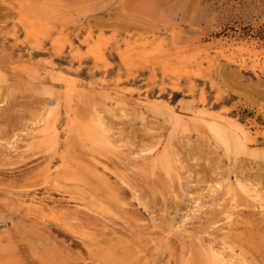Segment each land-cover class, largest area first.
Returning a JSON list of instances; mask_svg holds the SVG:
<instances>
[{"label":"rangeland","instance_id":"rangeland-1","mask_svg":"<svg viewBox=\"0 0 264 264\" xmlns=\"http://www.w3.org/2000/svg\"><path fill=\"white\" fill-rule=\"evenodd\" d=\"M8 1L0 264H264V213L250 197L264 195V0ZM210 115L222 116L227 145ZM235 126L251 133L247 147Z\"/></svg>","mask_w":264,"mask_h":264},{"label":"bare ground","instance_id":"bare-ground-1","mask_svg":"<svg viewBox=\"0 0 264 264\" xmlns=\"http://www.w3.org/2000/svg\"><path fill=\"white\" fill-rule=\"evenodd\" d=\"M7 1H8V0H7ZM13 1H15V0H13ZM13 1H12V2H13ZM16 1H17V0H16ZM8 2H9V4H11L10 1H8ZM17 2H19V1H17ZM17 2H15V3H17ZM22 2H23V1H22ZM29 2H30V1H28V3H29ZM1 3H2V2H1ZM23 3H24L25 5H26V4L28 5V3H25V2H23ZM23 3H21L22 6H23ZM38 3H39V1H38ZM40 3H41V0H40ZM29 4H30V3H29ZM42 4H43V1H42ZM19 5H20V4H19ZM43 5H44V4H43ZM12 6H13V5L11 4L10 7H12ZM17 6H18V4H17ZM35 6H37V5H35ZM38 6H39V5H38ZM24 7H25V6H24ZM24 7H21V8H24ZM27 7H30V6H27ZM25 8H26V7H25ZM37 8H38V7H37ZM19 9H20V8H19ZM28 9H29V8H28ZM28 9L26 8V10H28ZM31 9L34 10L35 8L33 9V7H32ZM42 9H44V8H40V10H42ZM11 10H13V9H11ZM11 10H10V11H11ZM20 10H21V9H20ZM29 10H30V9H29ZM32 10H31V11H32ZM38 10H39V9H37V11L34 10V12H35V13H37V12H38V13H41V12L38 11ZM15 11H18V9L15 10ZM21 11L23 12V14H25L24 16H27V15H28V14L24 13L25 10L22 9ZM26 12H27V11H26ZM14 13H17V12H14ZM14 13H10V14L12 15V14H14ZM27 13H30V11L27 12ZM38 13H37V14H38ZM30 14H31V13H30ZM32 14H33V11H32ZM32 14H31L30 16H33V15H34V14H33V15H32ZM37 14H35V15H37ZM17 15L19 16V14H16V17H17ZM41 15H42V14H41ZM39 16H40V14H38V17H39ZM8 17H9V16H8ZM8 17H7V19H8ZM10 17H11V16H10ZM20 17H21V16H20ZM41 17H42V16H41ZM45 17L48 18L46 15H45ZM2 19H3V18H2ZM34 19L36 20L35 17H34ZM31 20H33V19H31ZM31 20H29V21H31ZM48 20H49V19H48ZM48 20H47V21H48ZM2 21H3V20H2ZM4 21H5V20H4ZM7 21H8V20H7ZM7 21H6V22H7ZM18 21H19V20H18ZM38 21L41 22V20H39V19H38ZM43 21H44V20H43ZM45 21H46V20H45ZM45 21H44V22H45ZM51 21H52V20H51ZM54 21H55V20H54ZM52 22H53V21H52ZM42 23H43V22H41V24H42ZM43 25H44V24H43ZM27 31H29V30L27 29ZM33 31H34V30H33ZM29 32H30V31H29ZM37 33H40V32H37ZM33 34H34V33H33ZM33 34H32V35H33ZM56 36H58V35H56ZM84 37H85V36H84ZM86 38H87V36H86ZM56 39H57V38H56ZM58 40H59V39H58ZM56 41H57V40H56ZM31 44H32V43H31ZM37 45H38V44H37ZM93 45H94V46H97V47L99 46V44L95 45L94 43H93ZM130 45H131V44H130ZM145 45H146V44H145ZM91 46H92V45H91ZM94 46H92V47H94ZM133 46H134V45H133ZM97 47H96V48H97ZM125 47H126V46H125ZM129 47H130V46H129ZM153 47H154V46H153ZM163 47H164V46H163ZM99 48H100V46H99ZM99 48H98V49H99ZM127 48H128V47H127ZM127 48H126V49H127ZM154 48H155V47H154ZM136 49H137V47H136ZM136 49H132V50H135V51H136ZM141 49H142V47H141ZM145 49H147V48H144V51H145ZM132 50H130V51H132ZM92 51H93V50L91 49V50H90V53H93V52H94V51H93V52H92ZM96 51H97V50H96ZM101 51H102V50H101ZM135 51H134V52H135ZM87 52H88V51H87ZM97 52H99V51H97ZM150 52H151V51H150ZM152 52H153V51H152ZM166 52H168V51H166ZM155 53H156V52H154V54H155ZM191 53H192V52H191ZM94 54H96V53H94ZM142 54H143V53H142ZM131 55H132V54H131ZM141 56H142V55H141ZM178 58H179V57H178ZM98 59H100V58H98ZM186 59H187V57H186ZM96 60H97V59H96ZM146 60H147V59H146ZM13 63H14V62H13ZM24 63H25V62H24ZM10 64H11V63H10ZM25 64H26V63H25ZM28 65H29V64H28ZM28 65H27V66H28ZM30 65H31V64H30ZM30 65H29V66H30ZM10 66H11V65H10ZM31 66H32V65H31ZM31 66H30V67H31ZM240 66L245 67V62L240 63ZM185 67H186V66H185ZM200 67H201V64H200ZM183 69H185V68H183ZM191 69H192V68H191ZM186 70H187V68H186ZM192 70H193V69H192ZM48 71H50V70H48ZM168 71H169V70H168ZM183 71L185 72V70H183ZM187 71H188V70H187ZM0 73H1V72H0ZM186 73H188V72H186ZM1 74H2V73H1ZM1 74H0V75H1ZM49 75H50V74H49ZM188 75H190V73H189ZM51 76H52V75H51ZM0 77L2 78V80H1V78H0V80H1V82H2V81H3V76H0ZM4 77H5V76H4ZM28 77H29V76H28ZM17 78H18V77H17ZM53 78H54V77H53ZM71 79H72V78H71ZM97 79H98V78H97ZM30 80H34V79H33V78H30ZM68 80H69V79H68ZM4 81H5V78H4ZM4 81H3V82H4ZM8 81H9V80H8ZM1 82H0V83H1ZM6 82H7V80H6ZM66 82H67V80H66ZM75 82H76V81H75ZM38 84H39V83H38ZM45 85H46V84H45ZM115 87H117V86H115ZM118 87H119V86H118ZM48 89H50V88H48ZM48 89L46 88L45 91L48 90ZM77 89H78V88H77ZM77 89H76V90H77ZM108 90H109V89H108ZM122 90L124 91V89H122ZM50 91H51V90H50ZM50 91H48V92H50ZM102 91H103V90H102ZM104 91H105V90H104ZM111 91H112V90H111ZM46 92H47V91H46ZM106 92H107V91H106ZM114 92H115V91H114ZM50 94H51V92H50ZM121 94H122V93H121ZM52 95H53V94H52ZM111 96H113V95H111ZM110 98H111V97H110ZM117 101H118V100H117ZM119 101H120V100H119ZM123 102H124V101H123ZM123 102L121 101L120 104H122ZM143 102H144V101H143ZM146 102H147V101H146ZM115 104H116V103H115ZM123 104H125V102H124ZM148 104H149V103H148ZM110 105H111V104H110ZM116 105H118V104H116ZM113 115H116V114H113ZM141 115H142V114H141ZM186 116H187V115H186ZM114 117H116V116H114ZM190 118H191V117H190ZM201 118H202V113H201V112H198V113H194V114H193V120H194V121H195V120L197 121V120H199V119H201ZM203 120L205 121L204 123H206V125H207L206 127H208V129L211 131V133H213V135H214L217 139H220V140L222 141L221 143L225 142V144L227 145L226 136L228 135L229 132L227 133V130L223 127L224 125H223V119H222V116H220V115H217V116H216V115H215V116L210 115V116H205V117L203 116ZM182 121H183V119H182ZM191 121H192V120H191ZM72 122H74V121L72 120ZM74 123H75V122H74ZM176 123H178V122H176ZM199 123H200V122H199ZM185 124H186V123H185ZM200 124H201V123H200ZM84 125H85V124H84ZM84 125H83V126H84ZM200 126H201V125H200ZM238 126H239V125H238ZM84 127H85V126H84ZM184 127H185V125H184ZM191 127H192V126H191ZM194 127H195V126H194ZM197 127H198V126H197ZM54 128H55V127H54ZM87 128H88V127H87ZM90 128H91V127H90ZM248 128H249V127H248ZM83 129H86V128H83ZM227 129H228V128H227ZM229 129H230V128H229ZM77 130H78V129H77ZM247 130H248V129H247ZM247 130H244V129L241 128V127L238 128V127L235 126L234 128H232V130H230V131H231L230 136H232L231 138H233V139L235 140L236 144H238L239 146H241V147H243V146H244V147H247V146H245V144L243 143V141H249V140H252L251 133H250L249 131H247ZM249 130H250V129H249ZM84 131H87V130H84ZM96 131H97V130H95V133H96ZM100 131H101V130H100ZM250 131H251V130H250ZM252 131H253V130H252ZM104 132H105V130H104ZM68 133H69V132H68ZM71 133H72V131H71ZM78 133H79V132H78ZM81 133H82V132H81ZM100 133H101V132H100ZM107 133H109V132H107ZM56 134H57V133H55L54 135H56ZM68 136H70V135L68 134ZM107 136H108V135H106V137H107ZM214 136H213V137H214ZM54 137H55V136H54ZM54 137H52V138L54 139ZM104 137H105V136H104ZM215 137H214V138H215ZM52 138H51V139H52ZM56 138H57V136H56ZM68 138H69V137H68ZM105 139H109V137H108V138H105ZM112 139H113V138H112ZM112 139L109 140V141H112ZM54 140H55V139H54ZM54 140H53V141H54ZM116 140H117V139H116ZM53 141H52V142H53ZM101 142H103V141H100V143H101ZM105 142H106V140H105ZM107 142H108V141H107ZM107 142H106V143H107ZM114 142H115V141H114ZM117 142H118V141H117ZM106 143H103V144L101 143V144H102V145H105V146H107V145L110 146L109 144H110L111 142H110L109 144H108V143L106 144ZM51 144H52V143H51ZM113 144H114V143H113ZM54 145H55V144H54ZM114 145H115V144H114ZM231 145H232V144H231ZM108 146H107V147H108ZM117 146H118V144H117ZM119 146H120V145H119ZM50 147H51V146H50ZM53 147H54V146H53ZM53 147H52V148H53ZM229 147H230V146H229ZM234 147H236V146L234 145ZM109 148H112V145H111V147H109ZM237 148H238V147H237ZM239 148H240V147H239ZM50 149H51V148H50ZM53 149H54V148H53ZM112 149H113V148H112ZM48 150H49V148H48ZM237 150H239V149H237ZM240 150H241V148H240ZM244 150H246V149H244ZM53 151H55V150H53ZM53 151H52V153H53ZM243 152H245V151L242 150V153H243ZM62 157H63V156H62ZM102 164H103V163H102ZM155 164H156V163H155ZM162 164H163V163H162ZM61 165H62V164H61ZM95 165H96V164H95ZM62 166H63V165H62ZM65 166H66V165H65ZM67 166H68V165H67ZM166 166H167V165H165V167H166ZM169 166H170V165H169ZM47 167H48V166H47ZM68 167H69V166H68ZM106 167H107V166H106ZM154 167H155V166H154ZM163 167H164V166H163ZM52 168H53V167H52ZM52 168H51V169H52ZM63 168H64V167H63ZM63 168L61 169L62 171H64ZM75 168H76V167H75ZM102 168H103V167H102ZM173 168H174V167H173ZM55 169H56V167H55ZM57 169H58V168H57ZM65 169H67V168H65ZM69 169H70V168H69ZM69 169H68V170H69ZM72 169H73V167H72ZM103 169H104V168H103ZM163 169H164V168H163ZM167 169H168V168H167ZM167 169H165V170H167ZM170 169H171V168H170ZM108 170H109V169H108ZM172 170H173V169H172ZM47 171H48V170H46V172H47ZM51 171H53V170H51ZM66 171H67V170H66ZM76 171H77V170H76ZM85 171H86V170H85ZM103 171H104V173H105V170H103ZM167 171H169V170H167ZM48 172H49V171H48ZM97 172H98V171H97ZM106 172H107V171H106ZM170 172H171V171H170ZM175 172H176V171H175ZM175 172H174V173H175ZM86 173H87V172H86ZM86 173H85V174H86ZM46 174H47V173H46ZM46 174H45V177H46ZM48 174H49V173H48ZM62 174L64 175V173H62ZM77 174H78V173H77ZM79 174H80V173H79ZM83 174H84V173H83ZM98 174H99V173H98ZM175 174H176V173H175ZM67 175H68V174H67ZM88 175H89V174H88ZM88 175H86V176H88ZM176 175H177V174H176ZM84 176H85V175H84ZM86 176H85V177H86ZM99 176H101V175H99ZM99 176H98V177H99ZM102 176H103V175H102ZM63 177H64V176H63ZM66 177H67V176H66ZM78 177H79V175H78ZM50 178H51V177H50ZM68 178H69V177H68ZM83 178H84V177H83ZM81 179H82V178H81ZM87 179H88V178H87ZM101 179H102V178H101ZM121 179H122V178H121ZM66 180H68V179H66ZM83 180H84V179H83ZM89 180H90V178H89ZM104 180H106V179H104ZM122 180H123V179H122ZM80 181H81V180H80ZM82 182H83V181H82ZM85 182H86V181H85ZM103 182H104V181H103ZM48 183H49V182H48ZM56 183H57V182H56ZM86 183H88V182H86ZM51 185H52V184H51ZM67 185H69V184L67 183ZM76 185H77V184H76ZM89 185H91V184L89 183ZM239 185H240V184H239ZM240 186H241V185H240ZM77 187H78V186H77ZM229 187H230V186H229ZM243 187H244V185H243ZM74 188H75V186H74ZM78 188H79V187H78ZM91 188H94V187L91 186ZM232 188H233V187H232ZM232 188H231V189H232ZM241 188H242V187H241ZM245 188H246V187H245ZM94 189H95V188H94ZM242 189H243V188H242ZM254 189H255V190H254ZM254 189H253V190L251 189V191L249 190V191H250V197L253 198V199H255L254 201H257V204L259 203L258 206H259L260 209L263 210V213H264V195H262L261 192L258 191V189H256V188H254ZM233 190H234V188H233ZM243 190H244V189H243ZM246 190H247V188H246ZM85 191H86V190H85ZM87 191H88V190H87ZM231 191H232V190H231ZM89 192H90V191H89ZM113 192H114V190H113ZM237 192H238V191H237ZM240 192H241V191H240ZM245 192H246V191H245ZM71 193H72V192H70V194H71ZM68 194H69V193H68ZM240 194H241V193H240ZM246 194H247V193H246ZM248 194H249V193H248ZM73 195H74V194H73ZM73 195H72V196H73ZM91 195H93V194H91ZM244 195H245V194H244ZM74 196H75V195H74ZM227 196H228V195H227ZM76 197H78V196H76ZM80 197H82V196H80ZM90 197H91V196H90ZM23 198H24V197H23ZM30 198H31V197H30ZM33 198H35V197H33ZM33 198H31V201L33 200ZM48 198L51 199L49 196L47 197V199H48ZM73 198H74V197H73ZM86 198H88V197H86ZM97 198H98V197H97ZM230 198H231V197H228V199H230ZM43 199H44V198H43ZM74 199H75V198H74ZM83 199H84V198H83ZM253 199H252V200H253ZM26 200H27V199H26ZM29 200H30V199H29ZM29 200H28V201H29ZM35 200H36V199H35ZM35 200H34V202H35ZM41 200H42V199H41ZM77 200H78V199H77ZM80 200H81V199H80ZM85 200H87V199H85ZM88 200H89V199H88ZM102 200H103V199H102ZM26 202H27V201H26ZM32 202H33V201H32ZM36 202H37V204H38V203L40 204V202H38V200H36ZM52 202H53V201H52ZM81 202H82V201H81ZM102 202H103V201H102ZM102 202H101V203H102ZM106 202H107V201H106ZM18 203H20V202L18 201ZM28 203H29V202H28ZM44 203H45V202H42V206H43ZM53 203H54V202H53ZM84 203H85V202H84ZM87 203H88V202H87ZM94 203H95V202H94ZM99 203H100V202H99ZM101 203H100V205H101ZM75 204L78 205V203H75ZM81 204H82V203H81ZM102 204H103V203H102ZM254 204H255V203H254ZM45 205H46V204H45ZM79 205H80V204H79ZM79 205H78L77 207L75 206L76 209H79V208H78ZM83 205H85V204H82V206H83ZM86 205H88V204H86ZM89 205H91V204H89ZM95 205H96V204H95ZM95 205H94V206H95ZM107 205H108V204H107ZM107 205H106V206H107ZM232 205H233V203H232ZM235 205H236V204L234 203V206H235ZM255 205H256V204H255ZM21 206H22V205H21ZM51 206H52V205H50V207H51ZM25 207H26V206H25ZM45 207H46V206H44V208H45ZM83 207L87 208V206H83ZM98 207H99V206H98ZM109 207H111V206H109ZM255 207H256V206H255ZM28 208H29V207H28ZM47 208H49V206H48ZM91 208H92V206H91ZM93 208H94V207H93ZM93 208H92V209H93ZM106 208H107V207H106ZM234 208H235V207H234ZM237 208H238V207H237ZM45 209H46V208H45ZM45 209H44V211H45ZM51 209H52V208H51ZM67 209H68V208H67ZM88 209H89V208H87V210H88ZM92 209H90V210H92ZM95 209H96V208H95ZM102 209H103V208H102ZM231 209H232V208H230V210H231ZM32 210H33V209H32ZM55 210H56V207H55ZM60 210H61V209H60ZM69 210H70V209H69ZM71 210L73 211V209H71ZM71 210H70V211H71ZM87 210H86V211H87ZM234 210H235V209H234ZM35 211H36V210H35ZM47 211H48V210H47ZM49 211H51V210H49ZM66 211H67V210H66ZM95 211H96V210H95ZM103 211H104V209H103ZM109 211H111V210L109 209ZM235 211H236V210H235ZM38 212H39V211H38ZM73 212H74V211H73ZM73 212H72V213L70 212V213L73 214ZM76 212H77V211H76ZM91 212H94V211H91ZM99 212H101V210H99ZM112 212H113V211H112ZM230 212H233V211L231 210ZM39 213H40V212H39ZM46 213H47V212H45V214H46ZM49 213H51V212H49ZM54 213H55V211H54ZM62 213H63V212H62ZM79 213H80V212H79ZM101 213H102V212H101ZM101 213H100L98 216H100ZM238 213H239V212L237 211V215H238ZM65 214H66V213H65ZM68 214H69V213H68ZM94 214H97V213L94 212ZM108 214H110V213H108ZM113 214H114V213H113ZM43 215H44V214H43ZM48 215H49V214H48ZM55 215H57V214H55ZM78 215H79V214H78ZM105 215H106V214H105ZM115 215H116V214H115ZM234 215H236V214L234 213ZM45 216H46V215H44V217H45ZM49 216H50V215H49ZM49 216H48V217H49ZM53 216H54V214H53ZM53 216H52V217H53ZM65 216H66V215H65ZM69 216H70V214H69ZM80 216H81V214H80ZM86 216H87V215H86ZM95 216H96V215H95ZM102 216H103V214H102ZM109 216H111V215H109ZM117 216H119V215H117ZM117 216H115V217L113 218L114 221H115V219H117V218H116ZM231 216H233V215H231ZM104 217H106V216H104ZM227 217H228V216H227ZM234 217H235V216H234ZM37 218H38V217H37ZM54 218H55V217H54ZM65 218H66V217H65ZM69 218H70V217H69ZM69 218H68V220H70ZM80 218H81V217H80ZM80 218H78V219H80ZM106 218L109 219L110 217H106ZM121 218H122V217H121ZM229 218H230V217H228V219H229ZM231 218H232V217H231ZM231 218H230V220H231ZM236 218H237V217H236ZM236 218H235V219H236ZM52 219H53V218H52ZM62 219H63V218H61V220H62ZM74 219H76V218H74ZM103 219H105V218H103ZM111 219H112V218H110V220H111ZM122 219H123V218H122ZM56 220H57V219H56ZM64 220H65V219H64ZM71 220H72V219H71ZM81 220H82V219H81ZM85 220H86V219H85ZM57 221H58V220H57ZM79 221H80V220H79ZM79 221H78V225H79ZM83 221H84V220H83ZM87 221H88V219H87ZM106 221H107V219H105V222H106ZM111 221H112V220H111ZM114 221H113V222H114ZM231 221H234V220H231ZM66 222H68V221H66ZM66 222H65V223L63 222V223L66 225V224H67ZM80 222H81V221H80ZM84 222H85V221H84ZM118 222H120V221H118ZM226 222H227V221H226ZM58 223H59V222H58ZM63 223H62V224H63ZM69 223H70V222H69ZM72 223H73V222H72ZM76 223H77V222H76ZM91 223H92V221H91ZM91 223H90V224H91ZM108 223H109V221H108ZM120 223H121V222H120ZM120 223H119V224H120ZM228 223H229V222H228ZM59 224H60V223H59ZM73 224H74V223H73ZM73 224H72V225H73ZM102 224H103V223H102ZM106 224H107V223H106ZM122 224H123V223H122ZM230 224H231V223H230ZM94 225H95V224H94ZM115 225H118V224H115ZM231 225H232V224H231ZM233 225H234V224H233ZM67 226L69 227V225H67ZM75 226L77 227V224L74 225V227H75ZM80 226H81V225H80ZM87 226H88V225H87ZM100 226H101V224H100ZM63 227H64V226H63ZM68 227H67V228H68ZM76 227H75V228H76ZM78 227H79V226H78ZM92 227H93V226H92ZM102 227H103V226H102ZM106 227H107V226L105 225V228H106ZM69 228H71V227H69ZM79 228H80V227H79ZM84 228H85V226H84ZM84 228H81V229L84 230ZM86 228L89 230L88 227H86ZM86 228H85V229H86ZM107 228H108V227H107ZM109 228H110V227H109ZM229 228H231V227H229ZM71 229H73V228H71ZM91 229H92V228H91ZM91 229H90V230H91ZM94 229H96L95 226H94ZM111 229H112V228H111ZM111 229H110V230H111ZM69 230H70V229H69ZM76 230H77V229H76ZM78 230H79V229H78ZM90 230H89V231H90ZM96 230H97V229H96ZM114 230H115V229H114ZM85 231H86V230H85ZM104 231H106V229H104ZM116 231H117V230H116ZM73 232H75V230H74ZM73 232H72V233H73ZM76 232H78V231H76ZM80 232H81V231H79V233H80ZM83 232H84V231H83ZM92 232H94V231L92 230ZM92 232H91V233H92ZM101 232H103V231H101ZM112 232H113V231H112ZM79 233H78V234H79ZM85 233H86V232H85ZM99 233H100V232H99ZM118 233H119V232H118ZM88 234H89V233H88ZM88 234H87V235H88ZM101 234H102V233H101ZM106 234H107V233H106ZM80 235H81V233H80ZM82 235H83V233H82ZM93 235H94V234H93ZM104 235H105V234H104ZM112 235H113V234H112ZM1 237L3 238V236H1ZM80 237H81V236H80ZM83 237H84V236H83ZM86 237H87V236H86ZM90 237H91V236H90ZM104 237H106V236H104ZM87 238H88V237H87ZM87 238H86V239H87ZM92 238H93V236H92ZM108 238H109V237H108ZM86 239H85V240H86ZM89 239H90V238H89ZM97 239H99L98 236L96 237V240H97ZM101 239H102V238H101ZM101 239H100V240H101ZM6 240H7V238H6ZM6 240H5V241H6ZM85 240H84V242H85ZM93 240H94V239H93ZM93 240H92V241H93ZM102 240L105 241L104 239H102ZM108 240H109V242H110L111 238L108 239ZM0 241H1V240H0ZM86 242H87V241H86ZM89 242H90V243H88V244L90 245L91 243H94L95 241H94V242L89 241ZM105 242L107 243V240H106ZM4 243H5V245H6V242H4ZM7 243H8V240H7ZM98 243H99V242H98ZM100 243H101V242H100ZM85 244H86V243H85ZM95 244L97 245V243H95ZM95 244H93L92 246L90 245L91 248H89L88 245L86 244V245H87V248L90 249L89 251H92L91 249H92V247L95 246ZM103 244H104V243H103ZM103 244H102V245H103ZM1 245H2V244H1ZM7 245H8V244H7ZM7 245H6V246H7ZM99 245H100V244H99ZM99 245H98V246H99ZM106 245H107V244H106ZM108 245H110V244L108 243ZM108 245H107V246H108ZM6 246H5V248H6ZM104 246H105V245H104ZM0 247H1V246H0ZM2 247H3V249H5L3 245H2ZM96 247H97V246H96ZM105 247H106V246H105ZM108 247H109V246H108ZM108 247H107V248H108ZM9 248H10V247H9ZM214 248H215V247H214ZM6 249H7V248H6ZM100 249H102V248H100ZM100 249H99V251H100ZM215 249H219V248H215ZM215 249H214V250H215ZM220 249H222V248H220ZM231 249H232V248H231ZM234 249H235V248H234ZM9 250H10V249H9ZM93 250H94V249H93ZM104 250H105V249H104ZM106 250H107V249H106ZM211 250L213 251V249H211ZM223 250H224V248H223ZM11 251H14V250H11ZM89 251H88L89 254H87V255H89V256H90V259H91V257L93 258L94 256H91V254H90ZM97 251H98V249H97ZM99 251H98V253H99ZM108 251H109V250H108ZM113 251H114V250H113ZM228 251H230V250H228ZM1 252H2V251H1ZM4 252H5V250L3 251V253H4ZM93 252H94V254L96 253L95 251H93ZM104 252H106V251H104ZM224 252H226V251H224ZM233 252H234V251H233ZM11 253H12V252H11ZM107 253H108V252H107ZM107 253H106V254H107ZM109 253H110V251H109ZM120 253H122V252H120ZM209 253H210V252H209ZM209 253H208V254H209ZM212 253L216 254L217 256L219 255L218 257L222 256V254L220 255L217 251H214V252H212ZM221 253H222V251H221ZM226 253H227V252H226ZM226 253H224V254H226ZM230 253H231V252H230ZM230 253H227V254H230ZM237 253H238V252H237ZM237 253H236V250H235V253H234V254L236 255ZM5 254H6V252H5ZM12 254H13V253H12ZM12 254L9 253L8 256H10V255H12ZM15 254H16V253H14V255H15ZM111 254H112V253H110V255H111ZM114 254L116 255V253H113V255H114ZM227 254H226V256H227ZM100 255H101V253H100ZM107 255H108V254H107ZM110 255H109V256H110ZM115 255H114V256H115ZM211 255H212V254H211ZM216 255H215V256L213 255V256L216 258V257H217ZM231 255H233V254L231 253ZM231 255H229V256H231ZM12 256H13V255H12ZM96 256H97V255H96ZM109 256H106V257H109ZM116 256H117V255H116ZM213 256H211V257H213ZM223 256H224V255H223ZM223 256H222L221 258L224 260V257H223ZM226 256H225V257H226ZM237 256H240V255H237ZM237 256H236L235 258H237L236 261H237V264H238V261H239V260H238V257H237ZM242 256H243V255H241L240 257H242ZM2 257H3V256H2ZM5 257H7V256H5ZM15 257H16V259H17V256L15 255V256H14V260H16ZM100 257H103V256L101 255ZM111 257H112V256H111ZM111 257H110V258H111ZM218 257H217V258H218ZM0 258H1V257H0ZM94 258L96 259V257H94ZM209 258H210V257H209ZM5 259H8V258H5ZM90 259H89V260H90ZM101 259H102V258H101ZM107 259H108V258H107ZM107 259H105V261H107ZM218 259H219V258H218ZM226 259H227V258H226ZM226 259H225V260H226ZM232 259L234 260V257H233V256H231V257L228 259V260H229V263L234 264L233 262H231ZM239 259H240V258H239ZM241 259H242V258H241ZM9 260H10V259H9ZM14 260H13V262H14ZM87 260H88V258H87ZM92 260H93V259H92ZM96 260H97V259H96ZM108 260H109V259H108ZM113 260H114V258H113ZM211 260H212V258H211ZM0 261H1V259H0ZM217 261H219V260H217ZM236 261H235V262H236ZM245 261H246V259H245ZM6 262H7V260H6ZM8 262H9V261H8ZM13 262H12V263H13ZM19 262H20V261H19ZM96 262H97V261H96ZM101 262H102V261H101ZM111 262H112V261H111ZM219 262H222V260L219 261ZM224 262H225V261H224ZM227 262H228V261H227ZM0 263H1V262H0ZM10 263H11V262H10ZM98 263L100 264V262H98ZM112 263H113V262H112ZM112 263H111V264H112ZM225 263H226V262H225ZM225 263H224V264H225ZM229 263H228V264H229ZM2 264H5V260H4V263H2ZM7 264H8V263H7ZM15 264H17V263H15ZM96 264H97V263H96ZM175 264H176V263H175ZM211 264H212V263H211ZM220 264H221V263H220ZM226 264H227V263H226ZM239 264H240V263H239ZM241 264H243L242 261H241Z\"/></svg>","mask_w":264,"mask_h":264}]
</instances>
